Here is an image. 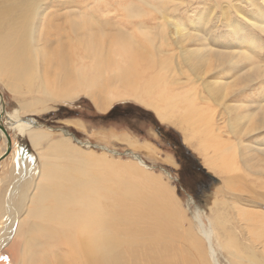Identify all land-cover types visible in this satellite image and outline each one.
<instances>
[{"label":"rangeland","instance_id":"rangeland-1","mask_svg":"<svg viewBox=\"0 0 264 264\" xmlns=\"http://www.w3.org/2000/svg\"><path fill=\"white\" fill-rule=\"evenodd\" d=\"M33 3L37 6L38 15H43L47 10L49 17L46 20L53 25L52 29L67 24L78 28L86 40L97 41L85 45L92 50L103 47V50L92 52L102 61L96 63V70L83 62L87 64L84 65L87 69L81 70L82 75H79L78 70H70L73 66L70 53L76 45L82 44H73L62 50L59 44L49 42L51 46L43 48L46 56L41 59L48 62V72L55 71L57 66L67 71L63 77L64 86L72 92L73 97H47L45 103L38 105L39 112L32 111L30 101L44 96L38 91L41 82L28 73L36 72V69L38 72L37 64L32 63L28 72L16 76L17 88L11 84L13 81L8 76L13 62L7 67L0 66V116L3 105L6 110L0 117V124L11 135L13 142L11 153L0 162L1 198L11 200L9 190H14L18 179L26 176L27 168L16 164L14 169V161L20 158L13 145L18 143V147L21 144L31 149L37 163L42 164L39 152L45 154L44 162L48 169H79L81 174L84 173L82 176L77 174L71 181L60 178L61 191L55 196L59 204H84L82 208H68L75 217L82 215L90 223L96 217L97 207L101 215L108 210L110 195L119 193L117 197H120V191L127 193L136 186L134 192L139 195V187L152 185L157 192V203L163 208V219L170 220L173 227L187 233L177 231L180 240L170 238L167 241L172 244L176 257L180 254L190 255L195 264H202V261L204 264H245L248 263L245 259L254 250L256 255L251 257L264 261V153L261 152L264 151V74L260 76L258 70L254 69L256 66L264 69V30L262 26L258 27L257 22L259 14L264 15V0H34ZM40 20L37 18L31 23L29 38L40 34L43 37L45 30L40 33ZM177 26L185 28L186 34L177 30ZM87 31L91 33L85 34ZM252 41L256 45L251 44ZM204 45L207 48L198 53L204 59L203 69L202 66L200 68L201 79H196L184 64L178 66V58L183 62L185 49ZM101 51L108 55L109 60L100 57ZM117 54H121L122 58L113 65L111 60ZM133 58H136L135 63ZM168 60L167 63L175 62V66L184 71L182 75L185 76H178L187 81L181 89L176 86L183 95L195 87H201V83L219 81L214 88L218 90L215 91L227 96L225 100L233 117H243L238 128L242 130V141L230 136L231 147L227 143L218 145L216 142L219 141L215 139L206 142L197 130L192 129V122H182L177 118L178 111L174 117L171 115L173 108H165L174 123L164 122L153 108L137 99L138 92L144 91L143 95L148 92L147 77L166 74L168 68L162 67L161 62ZM4 62L7 63L8 59H0V65ZM20 62L19 59L14 60L13 68L17 66V74L19 64H22ZM141 65L155 68L144 74ZM161 89L166 93L170 91L163 86ZM55 91L58 94L61 89L55 88ZM93 92L99 94L105 103L106 100L113 101L108 111L97 107L98 99ZM213 104H208V109L217 111L214 122L217 127L222 126L225 121L221 119L227 116L221 107ZM17 109L20 120L33 117L38 127L49 131V140L41 143L40 148L32 146L28 134L19 132L17 126L22 122L11 121L13 111ZM111 110L113 113L106 117ZM175 118L179 119L177 123ZM183 125L190 126L188 130L193 140L190 137L188 140ZM4 136L0 133V155L5 149ZM144 145L151 146V150L138 149ZM200 145L205 147L202 149ZM246 145L248 149H245ZM53 147L61 148L57 160L51 152ZM219 147L228 148V151L221 154ZM186 152L197 161L199 167L186 157ZM218 152L219 156H216ZM134 154L142 157L144 166L139 164ZM84 157L88 160L93 158L96 164L82 170L80 163ZM216 157L219 158L218 162L225 165L234 163L230 172L222 169L223 164L221 169L211 171L205 161L212 162L211 159ZM135 166L164 178L160 179L161 186L152 183L151 178ZM32 169L36 184L42 168ZM86 173L89 178H86ZM226 179H229V187ZM36 190L37 185L29 192L35 193ZM1 203L0 264H68L67 245L63 240L56 239L43 254L36 249L34 238L26 242L28 238L17 234L20 223L17 222L15 229V219H8L14 213L25 219L27 212L13 205L11 213L8 210L11 205L4 209ZM201 221L214 232L211 240L215 250L213 255ZM104 233L105 229H101L100 234ZM33 235L34 232L31 237ZM142 241L143 238H138L134 248L125 244L117 264H171L170 260L159 261V257L167 252L166 248L147 250L141 245ZM198 243L204 251L202 255L205 261L195 254L193 245ZM174 261L173 264H179Z\"/></svg>","mask_w":264,"mask_h":264},{"label":"bare ground","instance_id":"bare-ground-1","mask_svg":"<svg viewBox=\"0 0 264 264\" xmlns=\"http://www.w3.org/2000/svg\"><path fill=\"white\" fill-rule=\"evenodd\" d=\"M33 1L34 0H0V59H8L7 63L4 62L0 66L7 67L10 66L11 61L13 62L12 66H10L11 73L8 76L9 79H12L13 81L12 83H10L15 88H17V83L15 80L16 76L20 75L22 72H28L29 66L32 63L37 64L36 67H39L40 70H38L37 72L36 69V72L30 73L29 71L28 73L33 76L34 80H40L41 84L39 88L41 89H38V91H40L45 96V98H43V96L42 98H37L30 101L32 111L39 112L40 109H38V105L43 104V102L47 100V97L48 99H57L59 98V95H63L67 98H70L69 96L73 97L72 92L70 90L68 91L67 87L64 86L65 78L63 77L67 75V71L65 72L60 69V66H57L55 71L48 72V62L41 59V57L46 56L43 48H45V46L47 45L51 46L49 42L59 44L60 49L62 50H64L67 46H72L73 44H82L76 45V47L70 53V61L73 62V66L70 68V70H78L79 75H82L81 70L87 69V67L84 66L87 65L85 63H88V66L92 70H96L98 68L96 63H99L102 60L97 59V55L92 52L94 50H103V47L98 46L93 50L91 48H87L85 43L98 42H91L83 38L81 36V31L76 27H69V25L67 24L63 27L58 24L59 26H54L55 29H52L53 25L48 24L46 20L49 17L46 12L47 10L44 11L43 15H38V13H36L37 6L33 3ZM258 17V27L262 26L261 28L264 30V15L261 13ZM37 18H41L40 33H42L43 29L45 30V33L43 34V37H41L40 34L38 36L33 35L32 38H29V28L31 26V23ZM183 29L185 28L177 26V30H180L182 34H186ZM87 33L91 32L87 31L85 34ZM254 43V41L251 42V44ZM207 45H204L200 48L196 46L194 48H191L190 50L185 49V51L182 53L184 61L182 62L178 58V66L180 64V67H182L181 65L184 64L186 67H188L189 74L190 72H192L196 76V79H201L200 68L202 66V63H204V59H202V55H199L198 53L201 52L202 49L207 48ZM15 46L19 47L17 48ZM14 49H16L15 52ZM55 53L58 56L56 50ZM99 55L100 57L108 59V55L102 53V51L99 53ZM32 56H36V58L31 59ZM246 57L249 58L248 56ZM121 58V54L115 55L111 60L112 64L116 65L117 61L121 60ZM17 59H19V62L21 61L20 63H22L19 64L18 74L16 72L17 66L15 67V69L13 68L16 63H14V60L16 61ZM134 59L136 58H133V63L136 62V60ZM167 62H169V60L166 62H161L162 67H164L165 69L168 68L166 74L163 75L161 73V76L156 74L147 77L148 79L146 80V91L148 92L144 95V91L140 94L138 92L137 99H139L146 106H150L151 108H153L158 117L164 122L174 123L173 118L170 119V116L166 111L167 107L173 108V112L170 111L171 109L169 110V112H172V116H174L175 112L178 111L179 116L177 118H179L182 122H192V129L197 130L199 135L202 136L203 139L206 140V142H211L215 139L216 141H219H215L218 145L227 143L226 145H228V147H231V145H229L230 143H232V139L230 138V136H234L235 140L242 141V130H238V128L241 126L240 124L241 121H243V117L237 114V118H235L236 116L233 117V112L230 111V108L228 107L229 104L226 103L225 100V97L227 96H225L224 93L215 91L217 89H214L216 87L215 85L219 81H213V83H201V87H195L194 90L192 89L193 91L189 90V92L186 90L188 93L185 92L186 94L183 95V92H180V89L181 86L185 84L184 82H186L187 79H182L178 75H182L184 71L182 68L180 70L177 66H175L177 65L175 62H170V64L173 63L172 67ZM140 67H143L141 68V71L146 74L148 71H152L154 66L141 65ZM254 69L258 70L260 76L264 74V69L261 70V67L256 66ZM162 86L169 89L170 91L168 90L169 92L166 93V90L164 91L163 89H161ZM176 86H180V89L178 90L179 87ZM55 88H60L61 92L57 94ZM93 94L98 99V101L96 102L97 107L100 110L108 111L113 101L106 100L105 103V101L101 99V96L99 94H97L96 92H93ZM211 102L216 104L218 107H221L224 110L223 113L227 116V118L221 119L225 121L222 126L217 127L214 122V119H216L218 116L217 111L214 110L213 112H211L208 109V104H211ZM200 103H204V105H201ZM13 113L14 117L11 118V121L16 122L17 120H19V122H22V124H19L17 126L18 128H16L22 134L26 133L29 135L31 144L34 148H40L41 143L47 142L49 140V131L47 129L45 130L38 127L37 120L35 118L28 117L24 120H20L19 109L13 111ZM177 118H175V123H177V120H179ZM189 127L185 126L184 128L188 140L190 137V129L188 130ZM0 133L2 134V136L5 135L1 129ZM67 138L69 137L67 136ZM190 138L191 140H193L192 136ZM4 142L5 151L7 148V138L5 136ZM13 146L19 153L20 158V160L14 161V169L16 164L27 168V170L24 169L26 170V176H22L20 177V179H18V181L15 183V187L13 188L14 190H9L8 196L11 197V200L5 199V201L4 198H1L0 196V203L2 200L1 206L4 209L8 205H11V208L9 207L8 209L11 210V213L13 205L19 209H24L27 212V216L25 219L20 218L19 215L17 217L16 213L9 215L8 219H15V226L13 224L15 229L17 222H19L20 224L18 225L17 234L21 235L22 238H28L26 242H28L29 238H34L36 242V249H40L43 254L48 251L46 249H48L49 246H52L53 242L56 239H61L67 245L66 257L68 264H117V259L118 257H120V252L123 246L127 244L129 248H134L135 245H137V239L143 238L141 245H143L147 250H150L154 247H163L167 249V252L159 257L160 262L170 260L171 264H173V261L177 258V260L174 261L176 263L195 264L194 259L190 257V255L180 254L178 257H176L175 253L172 252V244L168 243L167 241L170 238L174 240H180L181 237L177 232L180 230H178V228H176L175 226L173 227V224L170 220L166 221L163 219V208L157 203V192L154 190V187L152 185H142V187H139V195L134 192V190L138 186L134 187L127 193H123L120 191V197H117L119 193L110 195L108 197L109 207L105 214L101 215L100 208L97 207L96 217L90 223H88L84 216L79 215L78 217H75L71 215V212L68 210V208H82L84 206L83 203L67 202L59 204L55 201V196L61 191L62 182H59L61 180L60 178L71 181L77 174L82 176L84 175V173L81 174V171L79 169H48L45 167V154L39 152L40 159L42 160L41 164L39 162L37 163V160L34 158L31 149L21 144L18 147V143ZM144 146L141 148L139 147L138 149L151 150L152 148L151 146ZM200 147L203 149L205 146L203 147L200 145ZM246 147H248L247 145L245 146V149H248ZM219 148L220 150L218 151L221 152V154H224L228 151L226 150L228 148ZM59 150H61L60 147H53L51 150L56 160L58 158L57 156ZM219 152L217 154H214H216V156H219ZM261 152L264 153L263 150H261ZM145 155H147V153ZM134 156L138 159L140 165H145L144 160L141 156H139L138 154H134ZM211 160L212 162H210L209 160L205 162L209 165L212 172H214V170L216 169H221V165L223 164L222 169L225 170L226 173H228L230 172L229 170L231 169V167L234 166L233 162L231 164L227 163L226 165L224 163L218 162L219 158L217 159V157ZM94 161L95 160L93 158L91 160H88L86 159V157H84L83 161H81L80 163L81 166H83L82 170H84L86 166L96 164ZM245 166L247 169H249V166ZM32 167L42 168L41 177L36 184V178L33 174ZM135 168L145 176L151 178L152 183H157L161 186L160 179H162V177L146 170L144 171V168L141 169L139 166H135ZM85 176L86 178H89L88 173H86ZM227 180L228 182L226 183ZM226 181L225 183L228 184L229 179H226ZM36 185L37 190L35 191V193H33L32 191L29 192V190ZM227 186L229 187V184ZM262 215L264 214L262 213ZM200 223L203 233L208 237L210 252L213 255L215 250L212 247L211 240L214 232L209 228H206L203 225L202 221ZM6 226L7 225H5V227ZM101 229H105V233L103 235L100 234ZM32 232H34L35 235L31 237ZM182 233L187 235L186 232ZM21 241H23V239H21ZM193 248L195 250V254L199 255L201 261H205L202 255L204 251L202 250L200 243H198L196 246L193 245ZM51 253L53 252L51 251ZM255 255V251L253 250V254L251 256ZM251 256L245 259L248 262L245 264H264V261H257V258ZM202 264H204L203 261Z\"/></svg>","mask_w":264,"mask_h":264},{"label":"water","instance_id":"water-1","mask_svg":"<svg viewBox=\"0 0 264 264\" xmlns=\"http://www.w3.org/2000/svg\"><path fill=\"white\" fill-rule=\"evenodd\" d=\"M3 104H4V102H3ZM4 111H5V106L3 105L2 113H1V116H0L1 118L4 115V113H3ZM1 121H2V119H1ZM0 128L4 132V134H5L6 138H7V148L4 151V153L0 156V162H1L5 158H7L9 156V154L11 153V147H12V143L13 142H12L11 135L6 131L5 128H3V124H0ZM98 147L99 148H103L102 146H98Z\"/></svg>","mask_w":264,"mask_h":264},{"label":"trees","instance_id":"trees-1","mask_svg":"<svg viewBox=\"0 0 264 264\" xmlns=\"http://www.w3.org/2000/svg\"><path fill=\"white\" fill-rule=\"evenodd\" d=\"M113 110H114V108H113ZM113 110H111L108 114H106L105 116L106 117H109V115H111L113 112ZM105 116H103V117H105ZM169 131L171 132V131H173V129H169ZM174 132V131H173ZM186 157L187 158H190V159H192V161L194 162V164H195V166L197 167H199V164L197 163V161L190 155V153L189 152H186ZM207 175V174H206Z\"/></svg>","mask_w":264,"mask_h":264}]
</instances>
